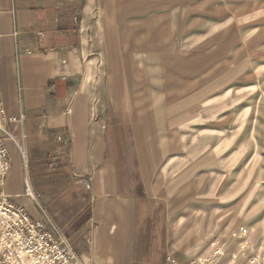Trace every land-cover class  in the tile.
Wrapping results in <instances>:
<instances>
[{"label":"crops","instance_id":"0c3cea01","mask_svg":"<svg viewBox=\"0 0 264 264\" xmlns=\"http://www.w3.org/2000/svg\"><path fill=\"white\" fill-rule=\"evenodd\" d=\"M107 1L0 0V98L17 118L5 188L34 219L51 218L84 264H166L177 257L172 210L146 141L168 107L142 93L148 68L126 59L132 38Z\"/></svg>","mask_w":264,"mask_h":264},{"label":"rangeland","instance_id":"374dc122","mask_svg":"<svg viewBox=\"0 0 264 264\" xmlns=\"http://www.w3.org/2000/svg\"><path fill=\"white\" fill-rule=\"evenodd\" d=\"M107 3L132 38L126 59L148 68L142 93L168 107L148 124L146 157L171 206L176 258L215 242L223 263L264 251V0Z\"/></svg>","mask_w":264,"mask_h":264},{"label":"built area","instance_id":"2783aa9c","mask_svg":"<svg viewBox=\"0 0 264 264\" xmlns=\"http://www.w3.org/2000/svg\"><path fill=\"white\" fill-rule=\"evenodd\" d=\"M21 116L20 120H23ZM17 121L8 115L0 98V264H84L59 227L49 217L34 219L20 204L11 199L6 191V181L12 162L6 139L15 141L6 124ZM25 195L36 199L32 187L27 184ZM243 233H246L242 229ZM223 247L213 244L209 254L181 262L169 254L166 264H264V251L247 257L244 261L223 263Z\"/></svg>","mask_w":264,"mask_h":264}]
</instances>
